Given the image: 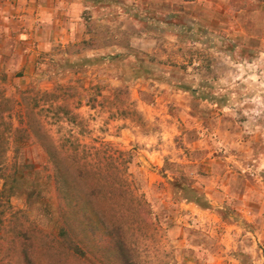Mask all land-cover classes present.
<instances>
[{"label":"rangeland","instance_id":"rangeland-1","mask_svg":"<svg viewBox=\"0 0 264 264\" xmlns=\"http://www.w3.org/2000/svg\"><path fill=\"white\" fill-rule=\"evenodd\" d=\"M99 1L51 0V14L40 20L31 5L3 0L0 92L17 99L23 89L55 83L80 92L99 80L107 95L122 75L134 113L81 102L76 124L43 122L53 140L87 147V158L93 147L116 162L129 156L132 194L155 218L132 221L126 232L135 264H202L207 244L222 261L224 232L235 233L242 260L252 250L264 264V0ZM22 146L39 164L40 195L53 209L44 155ZM187 185L198 200L181 196ZM10 202L25 207L20 195ZM34 206L30 216L55 233L56 217ZM80 257L100 264L87 251Z\"/></svg>","mask_w":264,"mask_h":264},{"label":"trees","instance_id":"trees-1","mask_svg":"<svg viewBox=\"0 0 264 264\" xmlns=\"http://www.w3.org/2000/svg\"><path fill=\"white\" fill-rule=\"evenodd\" d=\"M81 60L89 64L88 58ZM118 78L123 83L111 87L107 95L101 93L99 80L89 82L80 92L71 84L60 83L48 90L23 89L17 99L0 92V264H80L84 251L100 264H135L126 232L132 221L150 225L155 218L146 200L132 194L125 177L129 156L116 162L107 151L102 157L93 147L95 153L87 158L83 153L87 147L68 138L53 140L43 122L47 118L56 124H76L80 116L73 110L81 102L90 107L107 104L123 116L127 110L134 113L125 78ZM15 105L19 113L13 123ZM25 142L39 147L44 155L40 168L50 170L44 179L54 186L53 209L40 195L45 184L36 169L39 164L22 152ZM10 144L13 160L8 163ZM183 192V198L198 200L194 187L187 185ZM13 195L23 197L24 209L11 204ZM29 205L56 217L55 233L37 224Z\"/></svg>","mask_w":264,"mask_h":264},{"label":"crops","instance_id":"crops-1","mask_svg":"<svg viewBox=\"0 0 264 264\" xmlns=\"http://www.w3.org/2000/svg\"><path fill=\"white\" fill-rule=\"evenodd\" d=\"M19 1L25 3L28 7L31 5L32 9L30 12H34L35 14H38V19L43 20L44 13H50L53 10L51 0H15V2L19 3ZM30 1H33L30 4ZM103 0H100L99 2H102ZM3 0L0 1V13H2V6ZM24 7V4H22ZM63 12V11H60ZM193 187V186H192ZM234 232H231V234ZM229 232L223 233V260L219 261L216 257L215 250L213 247H210L208 244L202 249L204 254V259L202 260V264H259L261 261H259V258H257V255L253 254L252 250H249V257L250 259L248 261L242 260L239 257V252L235 251L238 250L236 246L239 247L238 241H233L232 235ZM235 234V233H234ZM259 238V237H257ZM240 249V247H239ZM241 250V249H240ZM261 259H263L264 262V251L261 255ZM192 264V263H190ZM193 264H195L193 262Z\"/></svg>","mask_w":264,"mask_h":264}]
</instances>
